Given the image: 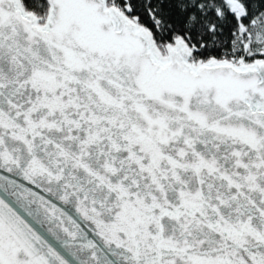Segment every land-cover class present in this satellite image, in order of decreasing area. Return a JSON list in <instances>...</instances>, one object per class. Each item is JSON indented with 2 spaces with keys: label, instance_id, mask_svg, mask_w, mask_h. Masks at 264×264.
Returning <instances> with one entry per match:
<instances>
[{
  "label": "snow or ice",
  "instance_id": "1",
  "mask_svg": "<svg viewBox=\"0 0 264 264\" xmlns=\"http://www.w3.org/2000/svg\"><path fill=\"white\" fill-rule=\"evenodd\" d=\"M0 264H264V0H0Z\"/></svg>",
  "mask_w": 264,
  "mask_h": 264
}]
</instances>
